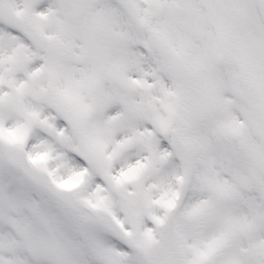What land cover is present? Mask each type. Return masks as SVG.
I'll return each instance as SVG.
<instances>
[{
  "label": "snow or ice",
  "instance_id": "obj_1",
  "mask_svg": "<svg viewBox=\"0 0 264 264\" xmlns=\"http://www.w3.org/2000/svg\"><path fill=\"white\" fill-rule=\"evenodd\" d=\"M0 264H264V0H0Z\"/></svg>",
  "mask_w": 264,
  "mask_h": 264
}]
</instances>
